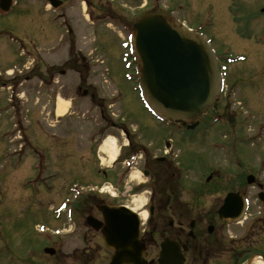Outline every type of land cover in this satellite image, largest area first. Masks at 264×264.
<instances>
[{
	"label": "rangeland",
	"instance_id": "1",
	"mask_svg": "<svg viewBox=\"0 0 264 264\" xmlns=\"http://www.w3.org/2000/svg\"><path fill=\"white\" fill-rule=\"evenodd\" d=\"M65 1H68L67 4L59 11L64 13V20L73 25L75 32L66 34L64 50L58 45L62 44L59 38L66 32L65 24L61 19L57 20L51 10H44L42 6L46 5L43 0H18L19 4L11 13L0 15V72L26 64H23L25 70L20 78L6 80L5 76H0V84L8 80L23 81L22 87L30 90L21 92L25 96V103H31L26 107H29L30 112L23 114L26 118L20 119L23 136L15 137L12 104L9 102L12 92L0 90L2 264H17L16 251L21 249V245H46L45 235L38 232L40 224L49 229H70L65 224V216L58 221L52 212L60 210L80 188L85 187L87 191L90 185L104 184L99 183L103 176L97 171L98 167H112L111 171H114L122 165L114 162L127 157L124 147L126 136L118 135L120 126L139 139V144L146 146L151 141L153 145L149 149L159 148V152L155 151L157 155H161L164 147L173 142L178 154L174 162L181 168L180 185L183 189L207 181L212 172L215 173H212L214 177L211 185L223 182L226 187H230L248 173L264 181V0H158L159 5L155 7L152 5L153 0H113L111 3L106 0H88V3L85 0V3L82 0ZM145 1L148 4L145 9L154 7L155 11H167L171 19H183L194 28L204 21L202 33L205 37L213 38V48L217 54L223 55L220 56L222 62L228 64L225 70L229 89L215 109L207 111L203 123L220 117L226 125L218 122L190 131L179 125L160 124L140 101L137 78L131 82L123 78V74L134 76V62L123 45L126 42L124 30L114 24L108 25L111 20L108 16L118 13L116 16L122 22L127 20L121 16L131 20L126 26L132 29L133 23L144 13L140 7L143 8ZM210 19L213 22L206 24L205 21ZM125 31L126 34L129 32L128 29ZM80 36L83 37L78 39ZM84 42L89 44L88 48ZM52 47L56 50L53 51ZM78 48L83 49L84 54L90 52L88 69L79 74V84L75 79L77 73H71L72 76L59 71L60 68L50 71L47 67L46 62L50 65V60L59 55L68 60L67 66L75 68V60L81 63L82 59L74 51ZM22 51L33 54L40 51L38 54L41 56L38 55L34 64H29L25 61L26 57L20 55ZM65 51L67 55L64 56ZM240 56L244 60L227 61L228 57ZM60 62L57 59L51 63ZM53 71L47 88L43 86L45 94L41 96L38 89L43 78L38 74L41 72V76L47 78ZM63 75L66 76L61 79ZM31 76L35 77L32 81H25ZM77 84L82 87L79 94ZM72 85L74 89L70 90ZM66 89L70 92H65ZM115 90L122 94V101L116 105L118 107H104V112L108 110L113 116L120 114L119 118H106L101 128H98L102 125L100 120L95 121L97 127L91 125V121L79 122L77 117L86 118L87 110L93 108L88 99L95 96L97 104H104ZM84 91L87 92L86 98ZM108 116L106 114L105 117ZM231 117L234 120L230 123ZM61 120V123H57ZM135 126L137 129L134 130ZM92 130L98 135L105 134L102 141L106 136L115 139L113 159L103 150L106 142L99 144L94 155L88 138ZM41 166L45 167V171L39 169ZM137 167L143 169L144 161ZM140 178L129 177L128 181H132L126 188L119 189L122 197L118 199L119 203L133 205L140 197L145 201L151 197L148 193L151 180ZM69 190L74 191L69 194ZM212 193L216 195L215 191ZM104 196L111 198L109 195Z\"/></svg>",
	"mask_w": 264,
	"mask_h": 264
},
{
	"label": "flooded vegetation",
	"instance_id": "2",
	"mask_svg": "<svg viewBox=\"0 0 264 264\" xmlns=\"http://www.w3.org/2000/svg\"><path fill=\"white\" fill-rule=\"evenodd\" d=\"M144 165L151 176V197L139 241L143 254L136 264H264V181L249 185L241 177L226 187L209 180L183 189L177 181L179 170L167 155L149 153ZM230 192L241 197L221 213ZM102 204L116 205L107 198H87L74 214L75 229L61 230L60 236L50 231L44 246L22 245L17 264H110L115 249L102 229L88 222L91 216L103 220L98 210ZM166 240L171 244L163 255ZM46 247L53 252H45Z\"/></svg>",
	"mask_w": 264,
	"mask_h": 264
},
{
	"label": "water",
	"instance_id": "3",
	"mask_svg": "<svg viewBox=\"0 0 264 264\" xmlns=\"http://www.w3.org/2000/svg\"><path fill=\"white\" fill-rule=\"evenodd\" d=\"M50 2L55 7L62 4L58 0ZM1 6L7 9L9 5H3L1 0ZM135 48L140 60V86L148 101L168 121L194 128L196 120L219 94V73L210 49L200 38L175 26L166 14L158 12L146 13L135 24ZM253 180L249 177V182ZM100 210L106 223V239L119 248L112 264L140 262L143 251L138 217L123 207L101 206ZM95 221L92 220L99 229L101 223ZM170 244H163V255L168 253Z\"/></svg>",
	"mask_w": 264,
	"mask_h": 264
},
{
	"label": "bare ground",
	"instance_id": "4",
	"mask_svg": "<svg viewBox=\"0 0 264 264\" xmlns=\"http://www.w3.org/2000/svg\"><path fill=\"white\" fill-rule=\"evenodd\" d=\"M62 110H65V109H62ZM103 150L107 151V153L113 159L115 157V152H116V149H115V139L110 138L109 141H106V143L104 144ZM131 177L132 178L135 177V178H138L139 180H141L140 173L138 171L132 172L131 173ZM142 183H143V181L140 184H142ZM135 201H136L135 205L137 207H141L143 205V203H144L145 200L140 197V198L136 199ZM142 216L144 218H146L147 217V212L146 211L143 212Z\"/></svg>",
	"mask_w": 264,
	"mask_h": 264
}]
</instances>
